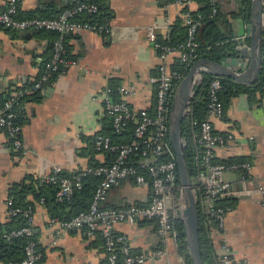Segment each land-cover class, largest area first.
<instances>
[{"label": "crops", "instance_id": "0c3cea01", "mask_svg": "<svg viewBox=\"0 0 264 264\" xmlns=\"http://www.w3.org/2000/svg\"><path fill=\"white\" fill-rule=\"evenodd\" d=\"M241 1L217 0L218 9L225 16L222 27L236 44V55L228 54L222 64L236 72L247 68L248 50L243 45L249 47L251 31L250 24L241 18H230L240 10ZM68 2L22 0L18 14L25 16L39 11L57 15ZM101 3L110 18V36L85 32L69 35L67 54L77 65L45 84L39 90L38 103L24 105L26 119L22 124L21 140L26 154L15 151L4 133H0V225L10 220L6 200L15 184L29 185L31 179L35 184L44 182L55 166L71 178L89 165L108 163L107 156L96 153L92 145L96 135L111 131L103 108L106 87L117 85L132 90L133 93L122 97L130 108L135 112H153L155 87L150 79L155 76L159 61L145 28L157 23L160 27L155 31L156 40L165 41L171 29L178 27V22L184 28L185 8L165 0H101ZM189 9L195 12L198 5L194 3ZM4 10L5 4L0 0V13ZM54 37L50 34L23 35V32L0 28V102L37 81L49 58ZM223 109V117L212 123L214 133L231 135L235 142L218 147L216 161L247 162L252 166L250 175L260 178L264 185V85L260 90L232 98ZM238 176V173L225 174L232 182L237 181ZM241 187L236 184L234 191ZM42 192L50 197L48 189ZM151 194L150 188L137 187L127 180L112 188L102 205L147 204ZM26 196L33 206L32 228L43 264H104L105 250L98 235L88 237L83 229H76L61 233L57 238L58 225H51L50 218L66 216L68 207L61 209L40 203L32 193ZM260 199L256 194L229 195L227 201L233 207L226 215L224 231L210 233L214 264L223 239L229 243L234 261L264 264V206L259 203ZM114 231L127 236L134 254L153 252L160 247L155 220L120 223ZM165 248L164 255L148 259L145 264H186L177 252L175 239H170Z\"/></svg>", "mask_w": 264, "mask_h": 264}, {"label": "built area", "instance_id": "2783aa9c", "mask_svg": "<svg viewBox=\"0 0 264 264\" xmlns=\"http://www.w3.org/2000/svg\"><path fill=\"white\" fill-rule=\"evenodd\" d=\"M5 10L0 13V26L13 32H52L57 35L51 44V58L45 63L44 71L32 90H40L54 75L64 73L67 69L75 67L77 62L66 57L65 37L81 32L97 34L108 38L111 34L110 21L101 25L79 19L81 15L95 17L98 7L87 0H72V6L61 11L56 18L42 19H16L17 7L22 0H2ZM184 7L188 12L195 3L194 0H165ZM212 6L210 18L217 14V0H209ZM264 8V0L262 1ZM201 18H191L185 13L184 26L186 39L177 47L161 45L156 40V30L160 27L153 23L145 28L148 41L158 52V68L150 84L155 87V100L153 112H135L122 97L133 93L123 86L114 91L111 87L104 89L103 108L106 119L116 134L125 131L131 126L132 141L129 143L114 144L105 135L98 134L93 138L92 145L96 153H110L114 155L113 161L108 165H89L74 177L62 176L59 166H55L45 183L56 187L54 199L58 203H70L76 191L83 187V180L94 178L98 180L87 210L81 211L73 217L60 220L50 218L51 225H58L57 238L64 232L83 229V233L92 237L98 235L103 240L105 250V264H145L148 259L161 257L166 253V246L170 239H175L176 233L172 219L181 217V187L175 184L174 154L169 144V115L174 92L184 77L171 70L170 65L178 59L186 65L193 64L198 58V30ZM167 23V22H166ZM244 49L247 45H243ZM201 80L195 78L194 87ZM221 84L218 78L209 82L207 103L204 118L197 125V131L192 134L194 154L192 165L194 177L191 179L190 190L197 204L198 216L201 224L210 236L212 231L223 233L226 215L232 207L224 205L223 201L229 195L256 194L261 197L259 203L264 206V185L260 178L252 177L251 164L247 162L226 164L216 161L215 150L228 143L235 142L231 135H217L214 133L213 121L223 117L224 109L219 100ZM28 91H25L27 93ZM19 92L17 95H22ZM117 94L115 98L114 95ZM194 95V91H193ZM15 96V95H14ZM193 97V96H192ZM18 103L15 98L6 101L0 108V130L15 151L25 155L21 140V127L15 124L18 115L14 110ZM191 114L190 107L185 110V118ZM128 129V128H127ZM138 158L136 161L133 159ZM238 173L235 182L227 180L225 174ZM130 180L137 187L151 189V197L147 204H130L121 207H104L107 193L124 181ZM241 185V190L234 191L235 185ZM249 186H253L251 188ZM44 202L43 198L39 199ZM8 218L23 216L25 224L6 232L7 239L26 237L24 257L20 260L0 264H43L42 253L37 243L32 239L33 214L32 207L25 209L14 206L11 199L6 200ZM155 220L160 247L149 253H132L128 238L123 233H116L114 228L120 223L134 224L139 220ZM181 219V218H180ZM220 255L215 264H245L234 261L232 251L226 239L220 242Z\"/></svg>", "mask_w": 264, "mask_h": 264}, {"label": "trees", "instance_id": "16d2710c", "mask_svg": "<svg viewBox=\"0 0 264 264\" xmlns=\"http://www.w3.org/2000/svg\"><path fill=\"white\" fill-rule=\"evenodd\" d=\"M87 1L97 5L98 14L95 17H89L88 15L83 14L79 17V19H82L83 21H89L97 25H101L105 23L106 21H110V18L108 17V15L105 14V9H103L101 0H87ZM194 2L198 5V9L195 12H188L186 8L183 10V12L189 13L191 18L194 20H197L199 17L201 18L200 20L201 26L199 27L198 38H197L198 43H199L197 59H208L216 63H222V60L226 56H228V54H231L233 56L236 55V51H234V47L236 44L235 42L232 41L233 37L230 36L227 33V31L224 30L222 27V23H224L225 16L222 13H220L218 6H217V14L215 15V17L210 18L212 6L209 5V0H194ZM250 4H251V0H242L241 5H240V10L234 14H231L230 18L231 19L241 18L246 23L250 24ZM71 6H72V0H69L66 6L61 8L58 11V13L56 12L57 15L55 14V12H53L52 14H47V13L42 14V13H39V11H36V12H30L25 16H21V15L19 16L18 7H17V13H16L15 18L16 19H29V18L53 19V18H56L61 11L68 9ZM178 23H179L178 27L171 29L170 36L168 39H166L165 41L158 40L159 44L173 46V47H177L178 45L183 44V42L186 39V27L184 26V28H182L180 22ZM0 28L2 27L0 26ZM34 34H50V35L55 36L54 40L57 37V35L52 32H36ZM68 36L65 37V45H66ZM262 39H263L262 40V66H261V71L259 74L258 81L253 86L251 87L244 86L229 78L214 77L210 75H202L200 82L197 85H195L194 95L189 104L191 114L187 119H184L181 124V136L185 142V148H184L185 164H186L190 179L194 177L192 159H193L195 147H194L193 140H192V134H194V132L197 131V125H193L192 123L195 122L198 124L204 118V114L206 110V103H207V91H208L209 82L215 78L219 79L220 84H221V91L219 92V100L222 103L223 107H226L232 98L240 94H245V93L249 94L250 91L252 90L254 91L260 90L262 86L264 85V29H263ZM51 44H50L49 58L43 64V71H44L45 63H47L49 59L51 58ZM65 48H66V57L68 59H71L68 57V54H67V46H65ZM191 65L183 64L176 58L173 60L170 67L172 71L177 72L181 74L183 77H185ZM56 76L57 75H54L52 78ZM39 78L37 79V81L39 80ZM36 82L30 84L29 86H27V88L24 87V88L18 89L16 93L24 92L22 95H17V96L8 95L4 99H2V101L0 102V108H1L3 104L9 99L11 98L16 99V102L18 103V105L14 111L18 113V115L15 119V124L20 126L21 128H22V124L24 123L26 119V116L24 113L25 103L26 102L38 103L40 101L39 90H32V87L34 86ZM110 87L115 91L118 86L114 85ZM25 91H28V92L25 93ZM114 97L116 98L117 94L114 95ZM110 128H111L110 133L102 134V135L108 136L114 144L129 143L132 141L133 138H132L131 126L127 127L128 129L126 128L125 131L121 132L120 134L114 133L111 127V123H110ZM0 133H3V131L0 130ZM169 144H170V141H169ZM170 148H171V144H170ZM104 154L107 156L108 163L106 165H108L113 161L114 155L110 153H104ZM137 159L138 158L136 157L133 160L136 161ZM174 162H175V156H174ZM92 166H97V165H92ZM61 175L66 177L64 174H61ZM175 175H176L175 184L176 186H180L178 173H177V166H175ZM97 183H98V180L94 178L84 179L82 189L74 193L72 201L70 203H58L54 199L55 191H56V187L54 185H50L45 182L35 184L34 181L31 179V182L29 185H24L23 183L15 184L8 192V199H11L14 206L16 207L25 209L28 206H30L33 209L32 204L28 203L26 199L27 193H32L35 200H39L40 198H43L44 199L43 203H46L48 206H52V207L58 206V207H61V209L68 207L69 211L65 213L66 216H60V215L51 216V218H58L60 220H66V219L73 217L77 213L88 209ZM44 189L49 190L50 197L46 196L44 192H42V190ZM223 204L233 207L232 204L228 203L227 199L223 201ZM60 214L62 215V213ZM172 223H173L174 231L176 233L175 240H176L177 252L180 256L183 257L184 262L186 264H192L191 258L187 252L186 243L184 241V238H185L184 223L182 219L180 218L172 219ZM24 224H25V218L19 215V216L10 218L8 223L4 225H0V261L7 262L11 260H20L24 257V245H25L27 238L20 236L16 238L7 239L3 236L6 232H9L13 229H18L22 227ZM199 226H200L199 245L201 249L203 262L204 264H214V260L212 258V250H213L212 242H211L209 234L207 233V231L203 228L201 224L200 216H199ZM32 239H34L37 243L34 233L32 234ZM101 241L103 243L102 239ZM37 247L39 249L38 243H37ZM119 264H123L121 260H119Z\"/></svg>", "mask_w": 264, "mask_h": 264}, {"label": "water", "instance_id": "95a60500", "mask_svg": "<svg viewBox=\"0 0 264 264\" xmlns=\"http://www.w3.org/2000/svg\"><path fill=\"white\" fill-rule=\"evenodd\" d=\"M263 0H251L250 4V45L245 50L248 58L247 68L236 72L222 63L208 59H197L190 67L187 75L177 86L169 115V141L175 162L179 184L181 187V219L184 223V241L192 264H204L199 245V216L197 204L190 190L191 179L185 164V142L181 136V124L185 118V110L193 96L195 78L202 75L229 78L243 85L254 84L262 66V34L264 29ZM32 34L23 32V35ZM49 81L46 83L48 84Z\"/></svg>", "mask_w": 264, "mask_h": 264}]
</instances>
